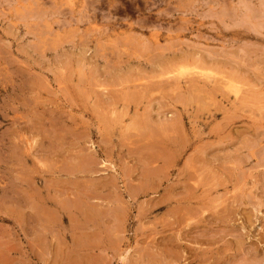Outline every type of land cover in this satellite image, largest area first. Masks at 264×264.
<instances>
[{"label": "rangeland", "instance_id": "374dc122", "mask_svg": "<svg viewBox=\"0 0 264 264\" xmlns=\"http://www.w3.org/2000/svg\"><path fill=\"white\" fill-rule=\"evenodd\" d=\"M0 264H264V0H0Z\"/></svg>", "mask_w": 264, "mask_h": 264}, {"label": "bare ground", "instance_id": "6f19581e", "mask_svg": "<svg viewBox=\"0 0 264 264\" xmlns=\"http://www.w3.org/2000/svg\"><path fill=\"white\" fill-rule=\"evenodd\" d=\"M199 73V72H198ZM203 76V75H201ZM128 98V97H127ZM87 158V157H86ZM91 170V169H90ZM150 172V171H149ZM171 189V188H170ZM189 202V200H187ZM176 210V209H175ZM173 211V210H172ZM228 215V214H227ZM40 217V216H39ZM234 218V217H233ZM190 219V218H189ZM191 220V219H190ZM178 222V221H177ZM114 236V235H113ZM239 250V249H238ZM254 259V258H253ZM255 261V260H254Z\"/></svg>", "mask_w": 264, "mask_h": 264}]
</instances>
